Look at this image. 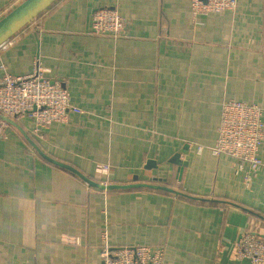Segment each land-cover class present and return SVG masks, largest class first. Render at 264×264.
Returning <instances> with one entry per match:
<instances>
[{
    "label": "crops",
    "instance_id": "obj_1",
    "mask_svg": "<svg viewBox=\"0 0 264 264\" xmlns=\"http://www.w3.org/2000/svg\"><path fill=\"white\" fill-rule=\"evenodd\" d=\"M21 1L0 0V19ZM108 7L125 29L92 31ZM35 63L81 112L39 132L30 114L7 122L0 264H103L104 237L111 249L162 247V264H250L236 245L245 232L264 239V137L248 184L245 162L212 150L223 103H255L264 122V0L206 14L190 0H56L0 46L12 75ZM143 152L160 167L145 169ZM177 152L180 178L168 162ZM52 160L87 177L106 164V184L172 191L99 190Z\"/></svg>",
    "mask_w": 264,
    "mask_h": 264
},
{
    "label": "built area",
    "instance_id": "obj_2",
    "mask_svg": "<svg viewBox=\"0 0 264 264\" xmlns=\"http://www.w3.org/2000/svg\"><path fill=\"white\" fill-rule=\"evenodd\" d=\"M237 0H190L195 13L234 10ZM125 18L114 8H98L93 15L92 31L117 34L125 29ZM4 45V44H2ZM1 45V46H2ZM0 75V113L13 118L23 114L32 117L33 130L39 132L54 123L66 122L70 112L80 113L81 109L71 105V95L59 82L49 80L38 63L22 75L5 71ZM262 110L255 103L228 101L223 103L216 140L212 152L227 153L247 164L244 181L248 184L263 163L259 148L264 137ZM7 122L0 118V138ZM142 153V162L147 159ZM109 166L96 167L90 178L106 184ZM236 254L250 264H264V239L243 233L236 245ZM164 249L147 244H136L111 249L104 237L101 247L103 264H162Z\"/></svg>",
    "mask_w": 264,
    "mask_h": 264
},
{
    "label": "water",
    "instance_id": "obj_3",
    "mask_svg": "<svg viewBox=\"0 0 264 264\" xmlns=\"http://www.w3.org/2000/svg\"><path fill=\"white\" fill-rule=\"evenodd\" d=\"M56 0H22L13 10L7 13L4 17L0 19V46L4 44L7 40H9L15 33L21 30L24 26L31 23L37 16H39L49 5H51ZM0 118L6 122H11L10 118L0 113ZM54 163L59 164L60 166L70 169L75 172L82 180H84L89 186L105 191L111 190H125L128 188L135 187H152V188H160L163 190L172 189L167 188L165 186H157L152 185L146 182H134L125 185L118 184H103L95 182L90 177L84 176L80 174L77 170L67 166L65 164H61L52 160ZM169 163L175 164L177 166V178L181 177L183 166L187 164L186 161L180 159V153H174L173 156L168 160ZM160 166L157 160H147L146 164L144 163L145 169H158ZM136 179V178H135ZM152 180H158V176L154 175ZM150 179V180H151ZM164 180V178H162Z\"/></svg>",
    "mask_w": 264,
    "mask_h": 264
}]
</instances>
